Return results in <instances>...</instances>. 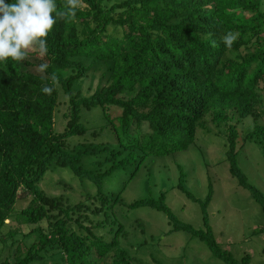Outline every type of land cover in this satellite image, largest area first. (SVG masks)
<instances>
[{"label":"trees","instance_id":"16d2710c","mask_svg":"<svg viewBox=\"0 0 264 264\" xmlns=\"http://www.w3.org/2000/svg\"><path fill=\"white\" fill-rule=\"evenodd\" d=\"M229 32L237 35L230 48L221 41ZM46 39V56L22 49L27 59L0 62V233L6 221L17 224L0 235V264H101L111 256L112 264H135L122 247L120 198L149 156L187 150L200 131L221 129L231 175L264 211V193L248 182L237 154L240 124L250 118L244 140L264 156V0H79L75 19L58 20ZM41 63L49 65L44 73ZM54 72L58 83L45 95ZM144 122L150 132L141 135ZM58 167L80 180L84 200L40 188ZM124 169L135 170L122 174L116 191L105 186ZM21 192L31 202L16 211ZM212 192L210 185L206 231L183 229L229 264H250L249 255L238 262L219 247L206 212ZM165 198L129 208L173 220Z\"/></svg>","mask_w":264,"mask_h":264},{"label":"rangeland","instance_id":"374dc122","mask_svg":"<svg viewBox=\"0 0 264 264\" xmlns=\"http://www.w3.org/2000/svg\"><path fill=\"white\" fill-rule=\"evenodd\" d=\"M92 82L88 81L85 86ZM96 85L97 80L91 92L86 94L91 95ZM64 107L62 100L57 111ZM99 111L98 108L94 109L92 115L99 116ZM56 118L57 126L63 127V116ZM254 124L255 121L250 118L240 124L238 163L248 182L264 193L262 149L255 142L244 140ZM258 124H264V119L259 120ZM214 130L207 133L200 131L187 150L162 157L149 156L122 194L116 215L125 226L127 239L121 238L122 247L134 258L135 264H229L215 256L198 236L183 229L189 226L193 231H206L203 207L210 195V185L213 187L212 199L206 212L219 247L238 262L249 255L250 264H264V211L251 192L241 188L237 178L231 175L226 160L227 138L220 134L221 129ZM139 131L141 135L150 132L147 122L140 126ZM124 170L117 172L111 181H106L105 186L116 191L122 182V174L135 169ZM182 176L188 195L178 187ZM129 179L130 176L125 180ZM65 184L72 185V188L66 187L64 190ZM39 185L47 195L65 192L75 202L84 200L79 191L80 180L68 169H52ZM88 187L93 194L96 192L94 186L88 184ZM162 193L166 195V204L175 217L173 220L165 212L151 207L129 208L139 199L158 200ZM23 196L21 192L16 211L27 208L31 202V198L22 199ZM6 223L0 233L3 237L17 227L14 220ZM112 263L111 256L101 264Z\"/></svg>","mask_w":264,"mask_h":264},{"label":"clouds","instance_id":"9594fccd","mask_svg":"<svg viewBox=\"0 0 264 264\" xmlns=\"http://www.w3.org/2000/svg\"><path fill=\"white\" fill-rule=\"evenodd\" d=\"M78 4L79 0H66L62 7L55 0H14L12 3L0 0V62H6L9 57L13 61L27 59L29 53L22 49H34L41 57L46 56V37L53 25L58 20H74ZM236 38V34L229 32L221 41L230 48ZM48 67L47 63H41L37 71L44 73ZM50 79L52 86L45 85L41 89L45 95H51L58 83L55 72Z\"/></svg>","mask_w":264,"mask_h":264}]
</instances>
